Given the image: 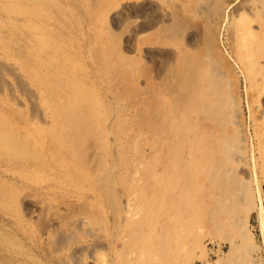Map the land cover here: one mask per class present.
I'll use <instances>...</instances> for the list:
<instances>
[{
  "label": "rangeland",
  "instance_id": "1",
  "mask_svg": "<svg viewBox=\"0 0 264 264\" xmlns=\"http://www.w3.org/2000/svg\"><path fill=\"white\" fill-rule=\"evenodd\" d=\"M217 2L223 11L216 23L218 48L231 74L225 80L231 96L226 99L231 100L225 105L239 124L236 141L246 160L239 158L235 182L222 189L208 190L211 183L197 172L203 191L188 196L181 217L164 226V205L158 206L156 225L143 227L149 236L135 241L127 211L136 218L137 205L149 198L147 176L154 165L145 160L152 157L148 130L138 132L145 115L139 103L146 104L148 97H135L127 69L102 58L114 42L104 41L108 34L103 28L111 25L100 12L101 1L0 0V264H223L214 254V241L226 245L234 231L211 222L212 208L222 218L226 203L206 199L221 190L229 198L232 187L239 186L245 189L239 188L244 197L235 220L244 223L252 243L264 252V174L258 152L264 114V0ZM148 36H139L141 43ZM120 37L115 44L122 42L118 52L125 54L128 34ZM139 60L141 73L152 67L143 56ZM130 190L141 201L127 208ZM205 200L213 211L205 209ZM170 226L180 227L181 242L165 244ZM164 245L170 255L160 257Z\"/></svg>",
  "mask_w": 264,
  "mask_h": 264
},
{
  "label": "bare ground",
  "instance_id": "2",
  "mask_svg": "<svg viewBox=\"0 0 264 264\" xmlns=\"http://www.w3.org/2000/svg\"><path fill=\"white\" fill-rule=\"evenodd\" d=\"M100 1V12L107 14V17L110 18L111 25L109 28L108 24H106L103 28V32H107L108 34L104 37V41L114 42V44L110 42L112 48L107 46V48L104 49L102 58L111 59L120 67L127 69L125 77L128 80L127 83L130 84V90L136 95L135 97L141 98L144 93H146L144 95L148 97L146 104H144L143 101L141 102V100L139 103L141 105L140 111H145V115L141 122L138 123V127L140 128L138 132L140 133L142 127H145V130H148L147 132L150 136L148 145L150 146L152 157L149 155L145 158V160L154 163L150 168L151 174L147 176V188L149 189L150 196L145 202L146 204H139L141 206L140 208L137 205V217L133 218V224H131V220L133 219L129 217V211H127L128 223L133 226L131 227L133 230L130 232L131 235H135L136 238L133 237L135 241H144L149 234L146 233L143 227L156 225L155 221H158V216L161 214L160 211L157 210L158 206L161 207V205H164L163 208L161 207L165 210L166 215L162 223L164 226L167 224L168 220L171 221L174 218L179 219L181 217L180 214L183 211L182 207L187 204L188 196L191 195L192 192L199 189L201 190L203 187V183H198L196 181L197 172L203 173L204 179L206 178L205 181L211 183V187L208 190L211 191L217 187L222 189L226 184L231 183L232 185L234 181L233 178L236 176V170L238 169L236 167L240 161L239 158L241 160L244 158L240 157L241 145L238 147L240 141L239 139L236 141L239 132V124L233 121L232 117L229 116L230 113L228 114V110L231 107L228 109L227 105H225V101L229 100L226 99L227 96H229L228 98L231 97L229 94L230 92H225V80L230 74L229 63L226 62L225 57L221 54L222 51L220 52L218 48V30L216 29L219 27L216 23L219 22L222 17V4L220 5V3L217 2L219 0ZM246 30L248 31V29ZM103 32L101 30L100 34L104 35L105 33ZM126 33L128 37L123 41L125 42L124 47L122 46L125 54H121L118 52L120 51L118 47L122 42L119 44L116 43L117 45L115 42L122 38L120 37L121 34L123 36ZM145 34H149V40L148 42L141 43L139 36H145ZM245 38L246 37H244L243 40H245ZM248 40L250 41V38ZM243 46L246 47L247 45ZM133 52L136 53L135 57L130 56ZM140 56H143L152 64V67L150 66L151 68H147L146 72L142 70V73L137 69L141 64L139 60ZM231 79H229V81L232 82ZM141 83L143 85L145 84L144 87H140ZM251 84L250 86H252ZM261 84L264 85V79L261 80ZM233 85H235V83ZM229 89L232 90V88ZM232 97L234 98V96ZM145 105L146 108L144 109L143 107H145ZM261 116V119L259 118L261 124L259 123L260 135H258V152L262 162L261 169L264 174V114ZM131 136L132 135L129 137ZM135 147L136 146H134V148ZM215 159H218V161L215 167H212L211 164ZM242 165L244 164L242 163ZM140 166H138V168ZM103 172L105 171L103 170ZM241 172L244 173L240 171V174ZM136 173L135 175H137ZM241 177H239V179ZM248 177L247 175V178ZM242 182L245 181L242 179ZM234 187L237 188L238 186ZM239 188L233 189L232 187V190L229 192V198H225L224 195L226 192L223 193L221 190L216 193V196H212L211 199H206L209 201L217 200L219 204L222 201L226 203L224 207L227 211L226 213L223 212L224 215L222 218L219 217V213L214 209L215 207L212 208L214 214L211 212L210 215L212 216L213 214L214 217L211 222L216 226L224 227V230L228 226H231V229L234 231V235L229 239L226 245L223 242L214 241V254L217 256V261L223 264H264L263 249L252 243L253 240L245 230L244 223L236 222L235 219L238 217H234L237 207L241 204L244 197ZM129 192L130 196H128L129 198L126 201L127 208H131L134 202L139 201L138 194H131V190L127 191V193ZM208 194L211 196L210 193ZM106 197L109 198L108 196ZM195 199L196 198H194V200ZM202 202H204V199ZM207 204H209V202L206 204L204 203L206 206L205 209L210 210L212 206L208 207ZM135 207L136 206H134L133 209ZM186 208L188 207L186 206ZM153 209H155L154 212H152ZM194 221L195 220H193V222ZM179 228V226H177V228L170 226L165 244L182 241V236L180 232H178ZM185 231L182 233L184 234ZM126 232L127 231H125V233ZM154 232L152 234H154ZM169 252L170 249L164 245L160 247L158 253H156L158 256L162 255V257H164L166 254H169ZM150 256L148 259L151 258Z\"/></svg>",
  "mask_w": 264,
  "mask_h": 264
}]
</instances>
